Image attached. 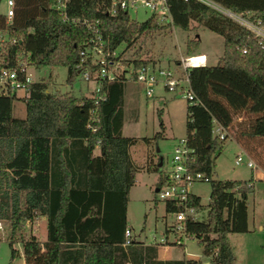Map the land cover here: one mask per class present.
Listing matches in <instances>:
<instances>
[{"label":"trees","instance_id":"1","mask_svg":"<svg viewBox=\"0 0 264 264\" xmlns=\"http://www.w3.org/2000/svg\"><path fill=\"white\" fill-rule=\"evenodd\" d=\"M109 1L64 0L66 19L61 20L54 0H14L9 21L0 12V31L15 38L0 52V65L11 66L20 52L27 53L35 66H65V81L70 84L76 76L78 48L93 27L107 48L122 43L117 56L133 66L153 63L137 48L127 56L121 55L122 49L159 28L202 26L218 34L221 51L215 62L187 69L196 101L184 105L183 138L189 148L184 165L190 175L198 172L206 177L208 193L202 206L188 192L185 204L194 210L203 207L204 213L201 218L185 215L182 228L208 257L207 264H232L225 234L246 230L244 199L249 185L246 180L212 177L213 156L223 139L211 133V112L194 94L201 87L196 73L219 69L264 78V41L258 43L245 28L197 0H165L168 17L162 24H157L152 13L142 20L130 18L123 10L111 14ZM211 1L264 23V0ZM196 42L194 37L185 38L184 55L194 54ZM123 82L103 80V98L94 103L90 95L46 92L44 82L35 81L21 97L33 123L11 114L15 94H0V219L10 231V259L18 253L12 243L19 242L23 264H200L194 258H156V243L133 238L123 243L126 193L138 167L127 147L138 140L148 142L147 136L120 134ZM221 123L231 128V123ZM237 134L249 143L248 138L257 134L256 120ZM240 143L253 154L249 144ZM95 145L98 153H93ZM254 162L263 169L256 157ZM144 168L157 169L150 161ZM162 203L165 212L178 209L172 200ZM35 216L45 218L41 241L33 235L24 237L21 229L25 220L29 223Z\"/></svg>","mask_w":264,"mask_h":264},{"label":"rangeland","instance_id":"2","mask_svg":"<svg viewBox=\"0 0 264 264\" xmlns=\"http://www.w3.org/2000/svg\"><path fill=\"white\" fill-rule=\"evenodd\" d=\"M2 8L3 4L0 2V10ZM126 13L132 19L142 20L150 11L136 7L127 9ZM155 19L157 24L164 22V19L157 17ZM159 29L151 32L149 37L143 39L136 37L129 47L122 49L121 55L127 56L132 49L137 48V52L150 58L154 66L175 70L176 60L179 56H184L186 37L196 38V46L191 53L201 54L206 65H212L221 51V37L202 26H197L193 30H182L172 25L168 30L166 27ZM122 45L120 43L116 46L117 51ZM30 72L33 79L44 82V90L49 93L67 91L79 97L86 96L92 87V82L80 79L78 74L70 84L67 83L66 68L63 65H39L31 67ZM196 75L201 87L198 92H194L195 96L209 108L211 117L216 121L231 123V128L227 130L225 138L213 156L212 177L245 179L251 184L245 193L246 230L225 234L232 255L231 262L264 264V177L256 175L255 178L254 172L258 170L245 165L247 156L236 143L245 141V145H250L248 149L253 154L248 155L252 162L256 157L263 167L259 169L264 174V78L258 80L256 77L250 78L244 74L219 69L201 70ZM24 104L21 97L13 99L11 114L27 117ZM184 105L185 99L182 96L161 89L158 85L153 86L150 96H145L137 83L123 82L121 134L148 137L146 144L138 140L130 151L135 162L142 168L134 173V181L126 193L125 222L130 238L143 243H156L159 257L197 258L201 263L207 262L208 257L202 256L200 246L193 237H183L180 244L171 243V232L164 231L163 227L172 220L173 212H165L162 200L154 194L153 187L158 183V171L144 168L145 163L158 156L162 159L161 169L168 168L172 148L177 144V139L184 135ZM27 118L32 123L35 120L33 116ZM251 120H256L258 135L248 138L247 143V140L237 132L239 129H245ZM155 132L158 135L151 138ZM143 146L145 149L141 153ZM237 153L240 160L233 163L232 160ZM187 190L198 197L199 204L205 206L208 193L206 180L197 179L189 182ZM195 216L202 217L203 210L197 211ZM21 229L24 237L33 235L40 241L45 239V223L39 216L21 225ZM159 237H164L166 242L158 243ZM11 246L18 253L10 259L7 238L0 239V264H23L21 244L14 242Z\"/></svg>","mask_w":264,"mask_h":264},{"label":"built area","instance_id":"3","mask_svg":"<svg viewBox=\"0 0 264 264\" xmlns=\"http://www.w3.org/2000/svg\"><path fill=\"white\" fill-rule=\"evenodd\" d=\"M230 18L238 25L245 28L256 37L257 42L264 41V23L258 18H248L237 14L211 0H197ZM3 4L0 12L9 21L13 14L14 0H0ZM54 7L61 14V20L66 19L64 14V0H54ZM136 7H143L154 14L159 19H167V9L165 0H110L107 8L109 13L116 10L127 11ZM248 14V12H246ZM15 38L8 37L4 31H0V52L4 50L7 42L14 41ZM5 51V50H4ZM243 51V49H241ZM1 58V57H0ZM203 64L201 54H189L179 56L176 61V69L170 70L168 67L154 66L151 63H144L133 66L130 62H124L117 56L116 46L107 48L97 27L91 28V35L81 43L78 48V58L76 64V74L86 82H92L89 95L93 102L103 98L101 82L103 80L120 79L137 83L145 96H150L153 86L158 85L161 89L175 92L182 96L188 103L196 101L189 85L187 69L191 66ZM31 67H35L27 58V53L20 52L11 66L0 65V94H17L21 92L26 95L29 87L35 79L30 72ZM22 95V96H23ZM210 131L218 139H224L228 124L210 118ZM189 148L184 144L183 136L177 139V144L172 148L168 159V168L160 172L158 183L153 191L158 199L172 200L178 209L171 211L172 220L167 224V231L171 232V243L180 244L183 237L187 236L183 231V218L185 215L193 216V207L185 204L188 194L187 184L194 179L206 180L201 173L195 172L190 175L184 165L186 154ZM240 156L235 154L232 162L237 163ZM245 165L252 166V161L246 157ZM25 220L23 224H27ZM22 224V225H23ZM10 234L7 223L0 219V239L8 238ZM123 243L130 239L128 229L123 231ZM158 243L166 242L164 237L157 239ZM170 243V242H167Z\"/></svg>","mask_w":264,"mask_h":264},{"label":"crops","instance_id":"4","mask_svg":"<svg viewBox=\"0 0 264 264\" xmlns=\"http://www.w3.org/2000/svg\"><path fill=\"white\" fill-rule=\"evenodd\" d=\"M36 81V80H35ZM45 91V90H44ZM22 93L20 92V93H17V94H15V97L18 99L19 97H22ZM87 95H89V93L87 94ZM121 107H122V105H121ZM121 123H122V121H121ZM120 128H121V125H120ZM120 134H121V131H120ZM123 135V134H122ZM236 141V140H235ZM137 142V141H136ZM236 143H237V145L239 146V148H240V150L250 159V157H249V155H248V153H247V151L242 147V145L240 144V142L239 141H236ZM133 146H135V143H133V144H130L128 147H127V151H128V154H129V156H130V158L132 159V160H134V155H132L131 154V148L133 147ZM144 148L142 149V151H141V153H143L144 152V149H145V146H143ZM93 153H98V147L95 145L94 146V148H93ZM148 158V157H147ZM151 159V158H150ZM149 160V159H148ZM251 160V159H250ZM135 161V160H134ZM252 161V160H251ZM149 162V161H148ZM150 162H152V163H154L155 164V166L157 167V169H155V170H157L158 171V181H159V178H160V172L163 170V169H161V166H162V159H161V157L160 156H158L157 158H155V157H153L151 160H150ZM157 162H159V163H157ZM253 163V165L252 166H248V167H254L255 169H257L258 170V172H254V174H255V178H256V175L257 176H261V177H264L263 175V173L261 172V170L258 168V167H256V164L254 163V162H252ZM138 164V163H137ZM247 166V165H246ZM139 168H142L141 166H139L138 165V167L136 168V170L134 171V173L139 169ZM134 173H133V181H134ZM224 179H230V178H224ZM231 179H235V178H231ZM241 180H245V179H241ZM133 181H132V183H133ZM132 183H131V185H132ZM246 184L247 185H249V187L251 186V184H250V182H246ZM130 185V186H131ZM129 186V187H130ZM128 187V188H129ZM154 188V187H153ZM128 190V189H127ZM191 193V192H190ZM191 194H193V193H191ZM195 195V194H194ZM245 200V199H244ZM199 202V201H198ZM162 207H163V203H162ZM203 210V213H204V208L202 207V208H200V209H198V210H193V216H195V214L197 213V211H199V210ZM39 217H41L42 218V220L44 221V223H45V218H44V216H39ZM124 217H125V215H124ZM196 218H201V217H197V216H195ZM245 222H246V212H245ZM167 225V224H166ZM166 225H164V227L166 226ZM163 227V228H164ZM142 242V241H141ZM143 243V242H142ZM145 244H151V243H145ZM200 253H201V251H200ZM202 256H204V255H202ZM156 258H161V257H159V255H158V250H157V246H156ZM163 259V258H162ZM194 259H197V258H194ZM233 264V263H232Z\"/></svg>","mask_w":264,"mask_h":264},{"label":"water","instance_id":"5","mask_svg":"<svg viewBox=\"0 0 264 264\" xmlns=\"http://www.w3.org/2000/svg\"><path fill=\"white\" fill-rule=\"evenodd\" d=\"M157 163H159V162H157ZM200 264H207V262H206V261H203V262H201Z\"/></svg>","mask_w":264,"mask_h":264}]
</instances>
